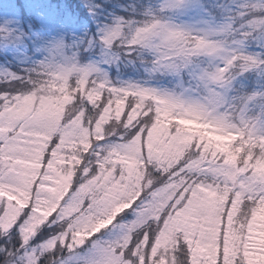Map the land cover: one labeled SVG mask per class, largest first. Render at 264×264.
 I'll return each instance as SVG.
<instances>
[{
    "label": "snow or ice",
    "instance_id": "1",
    "mask_svg": "<svg viewBox=\"0 0 264 264\" xmlns=\"http://www.w3.org/2000/svg\"><path fill=\"white\" fill-rule=\"evenodd\" d=\"M160 9L222 22L214 30L194 28L165 19L145 4L126 7L119 0H0V187L13 196L18 190L28 193L23 206L0 196V264H44L49 254L51 264H197L194 249L206 237L198 234L197 225L181 221L214 214L200 203L201 188L226 194L222 211L215 213V264H253L249 245L264 231L256 219L257 209L264 206V0H164ZM202 56L209 60L201 64L194 59ZM136 61L147 73L142 79L112 76V68L119 73L121 65L135 66ZM36 75L45 79L48 94L31 86ZM163 75L174 78L172 87L151 83ZM121 104L120 122L135 125L147 166L156 134L158 146L171 150L168 165L160 168L165 183L154 189L149 183L145 204H153L173 182L180 191L158 214L154 210L147 221L151 227L139 237L134 228L137 221L143 223L142 211L134 213L137 220L130 221L121 240H91L81 255L80 246L97 233L83 235L91 222L109 216L131 196L119 191L121 169L109 177L105 168L111 167V153L127 152L126 139L113 134L95 140L89 153L99 144H107L110 153L101 152L96 157L100 163L90 168L82 162L66 191L52 193L39 186L49 183L43 177L52 173L45 166L54 163L55 150L76 139V128L87 124L91 131L101 114L110 116L113 105ZM71 105L81 110L77 119L69 114ZM90 110L97 116L88 121ZM184 121L228 137L227 149L189 131ZM37 140L47 147L40 175L32 179L16 160L25 158V143ZM201 176L215 182L200 183ZM181 193L183 198L177 199ZM144 195L142 187L124 210L136 208ZM122 212L117 210L116 218ZM59 222L66 224L63 232L54 230ZM44 227L53 231L34 245ZM105 234L112 235L110 230ZM53 249L71 255L60 259ZM255 251L264 257V247Z\"/></svg>",
    "mask_w": 264,
    "mask_h": 264
},
{
    "label": "trees",
    "instance_id": "2",
    "mask_svg": "<svg viewBox=\"0 0 264 264\" xmlns=\"http://www.w3.org/2000/svg\"><path fill=\"white\" fill-rule=\"evenodd\" d=\"M120 4L125 5L126 7L129 5H137L139 6L140 4H145L147 6H150L153 11L160 15L161 17L165 18V19H169L171 20V18L173 17V13L171 12H166L164 10L160 9V5L162 3V0H119ZM117 12L127 15V13L125 12V9H121L118 8L116 9ZM174 18V17H173ZM172 18V19H173ZM215 21L217 22H221L220 20L213 18ZM111 74L113 77H118L121 79H127V78H132L134 80H140L143 77H145L147 75V73L144 71L143 67L140 66V61H136L135 62V66H133V64H125V65H121L120 69H119V73H117V69L116 68H112L111 70ZM172 82H174V78L168 75H163L159 78V80L157 81H152V84H156V85H161V86H167V87H172ZM18 86H23V85H18ZM55 99V98H53ZM129 103L133 104V107L135 108V103L133 101H129ZM119 108V111H123V105H113V112L110 114V117L113 121H115L116 119V111L115 109ZM183 126L188 129L189 131L192 132H197L198 134L207 137L208 139L212 140L213 142L216 143L217 147H221L224 149H227L230 141L228 138L226 137H221L216 135L214 132L212 131H207L204 126L198 125L193 121H184L183 122ZM157 144L158 141H160V136L159 134H157ZM89 141L93 140L94 138L92 136L88 137ZM138 141V139L136 140ZM139 143V141H138ZM75 145V147H74ZM153 144L152 147H149V151L151 152L149 154V157L147 159V164H152L153 161H156L157 165L159 168H165L168 165V160L170 159V152H166V154L168 155V157L166 158L164 156V153L159 151V149ZM45 147H47V144H45ZM83 148V144H81V142L78 139H74L71 143L69 144H64L61 148H58L57 150L54 151L53 155H58L57 157L59 158H54V165L57 169V172L61 173L63 175V177L65 176V179L70 183L71 181V172L70 173H65L63 170V166L67 163H71L73 170H75L76 168V159H79V157H76V159L73 160H69V157L77 150H80ZM61 154V155H60ZM83 154V152H81V155ZM42 155H43V151H42ZM150 155H152V158L150 159ZM158 156V157H156ZM96 163H100V161H96ZM50 165V164H49ZM49 165L45 166V171L49 168ZM108 165H110L111 167L109 168L107 165L105 166L106 171L109 174V177H111V175L114 173L115 169L117 167H119L121 169L122 175L124 177V182L123 184H121L122 186H124L126 188V193L127 194H131L130 198L128 201H130L131 199H134L136 195L139 194L141 188H146L148 186L149 183H151V181H147L144 182V177L142 175L143 169L147 166L145 159H143L141 157V154L139 157H136L135 162L133 164V171L130 174L128 172L127 169V162L125 163V161L123 160L121 153H111L110 155V159L108 160ZM41 168V165L39 166ZM40 173H38L37 175H39ZM36 175V176H37ZM36 178V177H35ZM34 178V179H35ZM210 185H212V182H209ZM40 187V186H39ZM168 190H172V195L168 196V200L172 199L173 197L177 196V192L180 191L179 186L173 184L169 187ZM186 190V189H185ZM226 199V194L224 195ZM183 197V193H181V195L179 197H177V199H181ZM168 200L166 201V203L164 204L163 202H160L158 204H154L153 203V207L151 209L152 212L158 214V212L160 210H163V207L167 204ZM127 201V202H128ZM125 201H121L120 206L122 207ZM119 209V207H118ZM118 209H113V212H116ZM51 210V209H49ZM48 211V210H45ZM222 211V207H220V210ZM127 213V214H125ZM45 214V213H43ZM46 215V214H45ZM134 213H132V211L130 209L128 210H124V212H122L121 214H119V216L113 221V224H118L121 222V220L123 219L124 222H128L131 219L134 218ZM258 218H261V221L264 220V206L260 207L257 209L256 211V219L258 220ZM241 222H243V212L241 213ZM264 222V221H263ZM115 228H113L112 225L108 226V229L105 230H101L100 232H97L95 234H93L92 237H89L88 240L86 241L85 245L80 246V249H78L79 251L84 250L85 248H87L90 245V241L91 240H108L109 239V235H106L105 233L108 232L109 230H111V232H113ZM54 230L56 231V228L54 226ZM53 231V229L44 227L42 228L41 232L37 234L35 240H33L34 245L40 241V240H44L48 237V235ZM116 230H114V232H116ZM264 241V239H262V242ZM259 247H264V244H260ZM52 252L55 254V256L59 257L60 259H64L66 256L71 255V253L66 250V249H62L60 251H56L55 249L52 250ZM213 255V254H212ZM249 257L251 258V260L254 262L255 259L253 256H251V253H249ZM52 257H50L51 259ZM264 258V257H263ZM41 259H43V257H41ZM205 264H209V263H205Z\"/></svg>",
    "mask_w": 264,
    "mask_h": 264
},
{
    "label": "rangeland",
    "instance_id": "3",
    "mask_svg": "<svg viewBox=\"0 0 264 264\" xmlns=\"http://www.w3.org/2000/svg\"><path fill=\"white\" fill-rule=\"evenodd\" d=\"M162 3H164V0H162ZM163 10L166 12H171L174 14L173 15L174 18L173 17H172L173 19L171 18L172 22H174V23H189L194 28H199V29H204V30H214V29H218L221 22H222V21L217 22L213 18L207 17L206 15H202V14L201 15H196L194 13L178 14L172 10H168V9H163ZM194 59H198L201 62V64H203L204 62L209 60V57L202 56V57H198V58H194ZM153 85L154 86H161V85H156V84H153ZM51 105L53 108H55L56 99L51 100ZM157 137H158V135L156 134L153 137V142L151 145H149V147L150 146L152 147L153 144L157 145V146H155V145L154 146L157 147L159 149V151L163 152L164 156L167 158L168 153L166 154V152L167 151L170 152L171 150L168 148H165L163 146H158L161 144V141H158V144H157ZM221 137H225V136H221ZM226 138H228V137H226ZM71 142H69V143H71ZM69 143H67V144H69ZM45 144L46 143L43 142L42 140H37V141L25 143L21 147V151L24 153L25 158L16 160V163L20 166L23 173L25 175L31 176L32 179H34L36 177V175L38 173H40V171H39L40 170L39 166L41 165L40 158L42 157L43 149L46 148ZM119 153H121V156H122L123 160L125 161V163L127 162V164H128L127 169H128V172L131 174L133 171V164L135 162V159H136V157L140 156L138 141L135 142V154L134 155H130L128 152H119ZM150 153L151 152L149 151V154ZM53 156H54V158H56L58 155L55 154ZM150 156H151L150 157V159H151L152 155H150ZM156 157H158V156H156ZM57 158H59V157H57ZM49 169L51 170L52 174L51 175H45L43 177V179H47L49 181V183L42 184V185H40V187H42L45 191L52 192V193L66 191L67 185L69 184V182L65 179V176L63 177V175L61 173L57 172V169H56L54 163H50L49 168L46 170V172H48ZM200 190L204 194V199L201 200L200 203L202 205H206V206L212 208L214 214L211 216H208L206 218H202V219H196L192 216H188L186 218H183L181 222L186 224V225H197L198 226V229H197L198 234H203V236L206 237V243H204V244L197 243V245L194 249V255L197 259V264H199L201 259L205 263L215 264V255H216V250H217L216 234L219 231V220H218V216L215 215V213H217L220 210V207H221L220 205L222 203V199H224L225 196L222 197L219 192L212 191V190H209L206 188H201ZM119 191H121L122 193H126V188L122 185H119ZM2 195H7L9 199H15L17 201V204L20 206H23L27 202V198H28V193L26 191L18 190V194L13 196L11 193L5 192L3 190V188L0 187V196H2ZM160 196H161V194H160ZM160 196H159V198L154 200V204H158L160 202H163L164 204L166 203L168 198L161 199ZM125 203L126 202H124L123 204H125ZM118 207L119 208L121 207L120 204L117 205L114 209H118ZM47 210L48 211L42 212V216H45V214L47 215L48 212L51 211L49 209H47ZM150 211H151V209H150ZM43 213H45V214H43ZM258 221L261 224H264V222H263L264 220L261 221V218H258ZM114 230H116V229H114ZM114 230H113V232H114ZM172 231L175 232L176 228L174 227L172 229ZM109 239H111V235H109ZM262 239H264V231L258 232L256 234L253 242L249 245V247L253 249V251L250 253H251V256H253L255 260L256 259H264L263 257L258 256L256 251H255V249L260 248L259 247L260 244L261 245L264 244V241L262 242ZM88 247H90V245ZM80 252H81V255L84 254V250H82ZM225 252L227 255V252H228L227 248L225 249ZM68 264H79V262L73 260V261H68ZM253 264H255V261L253 262Z\"/></svg>",
    "mask_w": 264,
    "mask_h": 264
},
{
    "label": "clouds",
    "instance_id": "4",
    "mask_svg": "<svg viewBox=\"0 0 264 264\" xmlns=\"http://www.w3.org/2000/svg\"><path fill=\"white\" fill-rule=\"evenodd\" d=\"M24 87H27V85H23ZM31 86L34 90L44 92L45 94H48V86L44 78L40 77L39 75H36L31 80ZM54 94V93H53ZM69 114L72 119H77L80 116L81 110L78 108L77 105H71L68 109ZM119 109L116 113V119L113 121L110 116H106L101 114V118L97 120L96 126H93L91 131L88 129L87 124H83L82 126H78L76 128V139H78L81 144H83V148L80 150L75 151L70 157L69 160L76 159V157H79V159H76V168L73 170L72 164L67 163L63 166L64 172L67 173H74L76 169L81 165L83 162L86 168H90L92 164L96 163V157L100 155L101 152L110 153V149L107 144H99L96 146V149L89 153L88 149L92 145V143L95 140L103 139L104 137H111L113 134H117L121 137H124L127 141V149L126 151L130 155L135 154V142H136V135L138 133H135V125H130L129 121H124L123 123L120 122L119 119ZM96 112L94 110H90L87 113V120L91 121L96 119ZM111 120V122H109ZM106 125V126H103ZM92 136L94 139L89 141L88 137ZM75 147V145H74ZM81 152L88 153L87 156L81 155ZM142 175L144 177V182L151 181V185L153 186V189L155 187H160L165 183L164 176L162 171H160V168L158 167L157 163H152L151 166H146L143 169ZM183 178H181L182 180ZM200 183L210 185L209 182L212 183L215 182V178L212 176H201L199 177ZM178 183V182H173ZM149 185V184H148ZM139 195V194H138ZM172 195V190L164 191L161 193L160 198L166 199L168 196ZM134 199H131L130 201L126 202L122 207L118 209V211L122 212L125 208H131L132 202ZM150 200V193L148 186L145 188V195L143 200L140 204L137 205L136 208L131 209L132 213L140 214L142 211L143 214V223H140L139 221L136 222L135 228H134V234L139 237L142 230H145L147 228H150L151 225L147 223L148 218L151 217L154 212L150 211L152 209L153 204H145V201ZM48 215V214H47ZM47 215L44 216V218H47ZM117 215L116 212H112L109 216L100 219V220H93L91 222V225L89 226V230L85 231L83 235H91L92 233L100 231V229H108L109 225H113V221L115 220ZM137 220V217L134 216L133 219L130 221ZM124 222L123 219L120 223L113 225V228L117 229L116 232H111V239L115 241H119L123 238L124 235H127V228L130 223ZM66 224L65 222H59L55 224L56 232H63L65 230ZM111 231V230H110ZM59 251V250H58ZM50 255L46 256L44 259V264H51Z\"/></svg>",
    "mask_w": 264,
    "mask_h": 264
}]
</instances>
